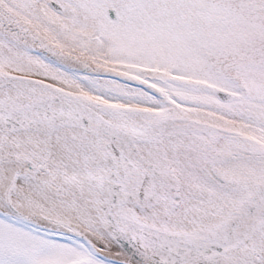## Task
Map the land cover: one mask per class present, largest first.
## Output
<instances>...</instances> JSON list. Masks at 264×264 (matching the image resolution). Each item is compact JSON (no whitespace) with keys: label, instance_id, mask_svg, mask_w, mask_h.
<instances>
[{"label":"snow or ice","instance_id":"1","mask_svg":"<svg viewBox=\"0 0 264 264\" xmlns=\"http://www.w3.org/2000/svg\"><path fill=\"white\" fill-rule=\"evenodd\" d=\"M0 264H264V0H0Z\"/></svg>","mask_w":264,"mask_h":264}]
</instances>
